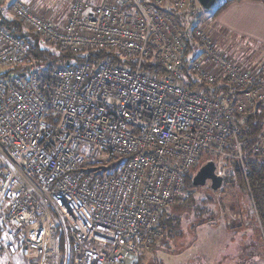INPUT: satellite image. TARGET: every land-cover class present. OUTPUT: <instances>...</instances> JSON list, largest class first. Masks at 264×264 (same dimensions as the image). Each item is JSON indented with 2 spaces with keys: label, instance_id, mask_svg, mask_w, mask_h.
<instances>
[{
  "label": "built area",
  "instance_id": "built-area-1",
  "mask_svg": "<svg viewBox=\"0 0 264 264\" xmlns=\"http://www.w3.org/2000/svg\"><path fill=\"white\" fill-rule=\"evenodd\" d=\"M194 3L72 0L63 21L11 3L12 16L47 45L110 51L127 66L31 62L0 78V256L131 264L161 239V213L203 152L241 162L236 115L264 110V62L235 58L195 26L185 71L207 93L193 88L183 70L188 33L176 14ZM27 51L0 27V72L23 66ZM150 61L162 78L143 71ZM254 140L264 156V121Z\"/></svg>",
  "mask_w": 264,
  "mask_h": 264
},
{
  "label": "rangeland",
  "instance_id": "rangeland-1",
  "mask_svg": "<svg viewBox=\"0 0 264 264\" xmlns=\"http://www.w3.org/2000/svg\"><path fill=\"white\" fill-rule=\"evenodd\" d=\"M23 2L31 12L41 18L63 21L72 0H23ZM8 4L7 0L0 3L2 14L16 20L11 14V8L7 7ZM223 4V0H218L210 10L200 9L194 12L191 18L192 25L202 27L216 44L219 43L220 49L225 48L221 47L222 42H225L223 40L229 38L233 48L229 49L228 53L235 58L256 64L264 62V49L257 43L250 41L249 43L240 36L224 33L227 31L217 28L215 21L220 14L217 11ZM197 5L200 7L198 3ZM22 29L27 35L39 39L23 24ZM39 41L47 47L50 46L40 39ZM209 161L216 166L215 174L223 178L221 186L213 191L207 182L202 187L184 188L179 200L167 208L165 220L168 221V226L164 235L155 243L153 249L138 262L136 260L131 264H264V230L260 227L246 196L236 188L238 186L225 189L227 160L211 157L203 162L201 157L190 170L191 178ZM106 164L107 162L97 165L105 168ZM189 196L192 198L191 202ZM61 234L64 235V232L61 231ZM64 243L63 238L60 250ZM13 257L22 260L20 255Z\"/></svg>",
  "mask_w": 264,
  "mask_h": 264
},
{
  "label": "trees",
  "instance_id": "trees-1",
  "mask_svg": "<svg viewBox=\"0 0 264 264\" xmlns=\"http://www.w3.org/2000/svg\"><path fill=\"white\" fill-rule=\"evenodd\" d=\"M224 4L219 8L217 13L222 12L227 7L240 3L243 1L260 2L264 5V0H223ZM2 7H0V27L7 30L14 37L23 41L27 46V60L23 66L20 68H12L5 72H0V78H4L8 74H20L24 72L27 66L34 62L41 69H50L56 63L68 64L70 67L81 63H93L96 64L100 61H107L111 66L124 67L127 66V62L122 60L116 53L106 51V50H96L88 49L87 51H81L77 53H72L69 51H61L57 46H45L39 39L34 36L27 35L22 29V23L12 18L5 17L2 14ZM201 8L198 7L196 3L191 5L185 12L176 14V19L180 26L187 31L188 35L185 39L186 49L184 54V73L186 74V66L193 59L194 54V41L191 36V30L195 27L192 25L191 18L194 12H198ZM34 34V33H33ZM143 71L147 72L154 78H162L164 76V69L156 64L155 62H146L143 65ZM192 87L197 89H204L206 92V84L202 81H196L193 77L188 76ZM264 121V110L257 109L255 112L250 114H239L236 115L237 127L239 129L241 139L245 141L242 147V160L239 162L235 159L227 160V174L224 179L225 189H230L232 187L238 188L248 201L253 213L256 215L260 227L264 230V156L257 155L254 153L253 149L256 145L254 140L255 136L260 132L262 123ZM230 149V148H228ZM203 157V162L208 158L214 156L209 152H203L200 158ZM241 164L248 172L247 177H244L241 170ZM191 171L186 173L183 177V189L189 188L194 189L191 181ZM190 197V196H189ZM179 200V199H178ZM192 201V198H189ZM174 205V204H173ZM170 207V206H168ZM164 208L160 216V227L162 230V235H164L165 229L168 226V221L165 220L167 208ZM156 244L151 246V249L155 247ZM144 256V255H142ZM140 256L137 259H141Z\"/></svg>",
  "mask_w": 264,
  "mask_h": 264
},
{
  "label": "crops",
  "instance_id": "crops-1",
  "mask_svg": "<svg viewBox=\"0 0 264 264\" xmlns=\"http://www.w3.org/2000/svg\"><path fill=\"white\" fill-rule=\"evenodd\" d=\"M8 1L9 6L7 7L9 8L15 0ZM215 25L217 28L227 31L224 33L240 36L245 41L255 42L264 49V5L260 2L243 1L227 7L217 16ZM223 41L225 42H222L221 47L224 46L225 48L222 47L223 50L229 52V49L233 48L231 40L227 38ZM245 62L256 65V63L252 62V64L248 60ZM0 264H23V262L15 258L9 262L8 258L0 256Z\"/></svg>",
  "mask_w": 264,
  "mask_h": 264
},
{
  "label": "water",
  "instance_id": "water-1",
  "mask_svg": "<svg viewBox=\"0 0 264 264\" xmlns=\"http://www.w3.org/2000/svg\"><path fill=\"white\" fill-rule=\"evenodd\" d=\"M217 1L218 0H197V3L202 10L208 11ZM207 182L210 183V189L213 191L217 190L223 182V178L215 174V164L212 161L204 164L196 172V174L192 178V186L202 187L205 186Z\"/></svg>",
  "mask_w": 264,
  "mask_h": 264
}]
</instances>
